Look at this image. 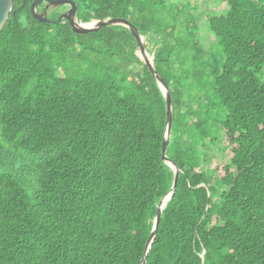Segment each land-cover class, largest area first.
I'll use <instances>...</instances> for the list:
<instances>
[{
	"label": "trees",
	"instance_id": "16d2710c",
	"mask_svg": "<svg viewBox=\"0 0 264 264\" xmlns=\"http://www.w3.org/2000/svg\"><path fill=\"white\" fill-rule=\"evenodd\" d=\"M31 1L0 31V264H141L173 179L164 97L128 28L76 34ZM72 1L153 43L170 92L178 178L145 264H264V0H225L211 43L188 0Z\"/></svg>",
	"mask_w": 264,
	"mask_h": 264
},
{
	"label": "water",
	"instance_id": "95a60500",
	"mask_svg": "<svg viewBox=\"0 0 264 264\" xmlns=\"http://www.w3.org/2000/svg\"><path fill=\"white\" fill-rule=\"evenodd\" d=\"M45 3L44 10L42 13H38L36 10L39 8V5ZM13 4V0H0V31L5 25V22L9 16V13L11 11ZM59 6H66L67 10L61 14L58 15V17L55 20H50L47 18L46 10L47 8H56ZM76 6L75 3L72 0H32L29 4V13L33 19H35L37 22L41 23H57L62 20H65L68 25L70 26L71 30L76 34H86L89 32H93L98 30L100 27L103 26H114V25H120L125 28H128L129 31L132 33L136 45L137 50L135 52L136 56L143 62V64L148 69L149 73L153 76V78L156 81V84L158 88L160 89L164 101H165V129L163 133V140H162V155L161 159L163 162H165L172 170L173 173V179H172V185L169 191L160 199L158 205L156 206V212L155 216L152 220V228L150 235L148 237V240L146 242L145 246V253L143 255V258L141 260V264H145V255L147 250L149 249V246L155 236L156 228L160 219V214L166 203L170 200L173 194L174 187L176 185V181L178 178V168L176 165L167 160L165 157L166 153V146L168 142L169 137V131L171 127V98H170V92L167 88V86L164 84L162 78L156 73L154 67H153V61H152V55L149 57L147 54L143 42L144 37L139 35L137 31L134 29V27L124 19L119 18H106L104 20H90L88 22H81L76 18Z\"/></svg>",
	"mask_w": 264,
	"mask_h": 264
},
{
	"label": "rangeland",
	"instance_id": "374dc122",
	"mask_svg": "<svg viewBox=\"0 0 264 264\" xmlns=\"http://www.w3.org/2000/svg\"><path fill=\"white\" fill-rule=\"evenodd\" d=\"M188 3L190 7L195 8L194 12L193 10H190V12L194 13L195 25L196 26L198 25L199 27L197 38L200 39L203 38L206 40V43L207 42L211 43L213 41L212 36L207 32L205 25L203 26L200 25L204 24L206 20V16L211 15L212 13H217V14L223 13L226 10L225 0H188ZM56 8H60L59 14H61L63 10H67L66 6H59ZM200 42L202 43V41ZM143 45L145 47V42H143ZM153 49H154V44L148 41V45H146V52L149 55V57H151L152 55L151 53ZM225 144L226 143L224 142L223 145ZM230 156H231L230 149L227 148L221 152V155L219 156V158L216 159V162H218L220 165H223L229 161ZM210 165L212 166V164H209V166Z\"/></svg>",
	"mask_w": 264,
	"mask_h": 264
},
{
	"label": "flooded vegetation",
	"instance_id": "af4514ba",
	"mask_svg": "<svg viewBox=\"0 0 264 264\" xmlns=\"http://www.w3.org/2000/svg\"><path fill=\"white\" fill-rule=\"evenodd\" d=\"M44 6H45V3H42V4H40L39 5V8H37V12L38 13H42V11L44 10ZM40 7H42V9H40ZM67 9V8H66ZM53 9L52 8H47V10H46V15H47V18H48V16H49V14H50V12L52 11ZM66 10H63L61 13H63V12H65ZM49 19V18H48Z\"/></svg>",
	"mask_w": 264,
	"mask_h": 264
}]
</instances>
